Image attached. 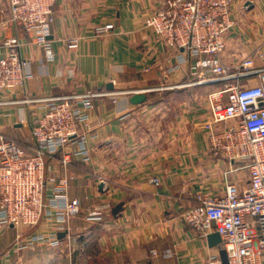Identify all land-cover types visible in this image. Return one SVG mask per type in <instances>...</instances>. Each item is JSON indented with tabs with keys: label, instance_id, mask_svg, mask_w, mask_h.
I'll use <instances>...</instances> for the list:
<instances>
[{
	"label": "crops",
	"instance_id": "crops-1",
	"mask_svg": "<svg viewBox=\"0 0 264 264\" xmlns=\"http://www.w3.org/2000/svg\"><path fill=\"white\" fill-rule=\"evenodd\" d=\"M159 4L56 0L49 56L9 21L7 0H0L5 9L0 54L6 51L3 40L15 36L27 60L24 85L0 90V134L32 151L31 125L44 108L23 99L86 90L114 93L96 99L85 127L89 159L74 155L72 144L46 159V175L68 178V196L79 200L80 212L66 223L45 215L31 228L0 223V264H188L214 255V245L184 222L183 211L198 195L222 196L228 183L245 189L249 172L238 168L243 162L230 164L211 152L208 139L215 126L207 97L199 93L224 83L176 86L193 77L188 64L172 69L177 53L145 26ZM231 18L222 61L235 67L253 56L254 67L264 66L259 56L264 54V0H237ZM103 23H113V31L94 36V27ZM70 38H78L76 48L67 47ZM257 82L256 74L242 80ZM134 93L145 94V100L133 104ZM65 152L70 160L62 166ZM154 177L157 185L150 183ZM91 211H100L101 218L90 219ZM35 234L57 242L31 241Z\"/></svg>",
	"mask_w": 264,
	"mask_h": 264
},
{
	"label": "built area",
	"instance_id": "built-area-1",
	"mask_svg": "<svg viewBox=\"0 0 264 264\" xmlns=\"http://www.w3.org/2000/svg\"><path fill=\"white\" fill-rule=\"evenodd\" d=\"M237 0H160L147 17L145 26L177 54L172 69L188 64L193 80L182 85L223 82V86L207 94L212 127L209 147L214 155L227 162H243L247 168L248 186L239 190L226 185L222 196L198 195L197 203L183 211L184 222L200 236L216 232L225 249L229 264H264V66L254 67L253 56L235 67L221 59L226 33L233 24L231 10ZM56 0H7L9 21L18 24L33 41L42 45L49 56L50 26ZM5 9L0 8L1 15ZM114 29L113 23L98 24L96 37ZM68 48L78 46V38L66 40ZM0 54V90H14L25 83L26 58L20 54L17 37L5 38ZM264 59V54L259 55ZM258 76L256 84L243 79ZM114 95L108 91L74 92L59 96L25 98L40 102L43 112L31 125L34 140L32 151L19 142L0 134V223L35 227L42 217H54L66 223L80 212V202L68 196V178L46 175V159L72 144L73 154L89 159L88 127L96 99ZM217 125H221L218 126ZM84 127L85 130L81 128ZM70 160L65 152L62 166ZM150 183H159L156 177ZM48 197V198H47ZM48 199V201H47ZM100 211H91L90 219H100ZM253 217L249 221L247 217ZM53 236L35 234L31 241L48 240ZM51 238V239H50ZM188 264H222L219 255Z\"/></svg>",
	"mask_w": 264,
	"mask_h": 264
},
{
	"label": "water",
	"instance_id": "water-1",
	"mask_svg": "<svg viewBox=\"0 0 264 264\" xmlns=\"http://www.w3.org/2000/svg\"><path fill=\"white\" fill-rule=\"evenodd\" d=\"M108 88H111V85L109 84L108 85ZM145 94L143 93H134L131 98H130V101L133 103V104H140L142 103L144 100H145ZM100 187L102 186L99 185ZM121 205H117V207L115 208L116 210L120 208ZM208 238V241H209V244L210 245H215L217 243H219L221 241L219 235L214 232V233H211L207 236ZM218 255L220 257V260H221V263L222 264H229V261H228V257H227V253L225 251L224 248L220 247L218 249Z\"/></svg>",
	"mask_w": 264,
	"mask_h": 264
},
{
	"label": "rangeland",
	"instance_id": "rangeland-1",
	"mask_svg": "<svg viewBox=\"0 0 264 264\" xmlns=\"http://www.w3.org/2000/svg\"><path fill=\"white\" fill-rule=\"evenodd\" d=\"M215 89H217V88H215ZM186 90V89H185ZM162 93H164V92H162ZM184 93V91L183 92H181L180 94H178V95H176V97H182V95L181 94H183ZM201 94H203V96L204 97H207V94L208 93H202V92H200L199 93V95H201ZM158 95V94H157ZM159 96V95H158ZM158 96H154V97H158ZM163 97H164V94L162 95ZM184 97V96H183ZM156 110L157 109V106H155V107H152V110ZM153 120H154V118H152ZM155 121V120H154ZM24 145V144H23ZM25 146V145H24ZM203 237V236H202ZM222 242L220 241L219 243H217V244H215L214 245V256H217L218 255V249L222 246ZM212 256V255H211ZM204 260H206V259H204ZM204 260H200V261H204Z\"/></svg>",
	"mask_w": 264,
	"mask_h": 264
},
{
	"label": "trees",
	"instance_id": "trees-1",
	"mask_svg": "<svg viewBox=\"0 0 264 264\" xmlns=\"http://www.w3.org/2000/svg\"><path fill=\"white\" fill-rule=\"evenodd\" d=\"M18 142V141H17ZM25 149H27L21 142H19Z\"/></svg>",
	"mask_w": 264,
	"mask_h": 264
}]
</instances>
